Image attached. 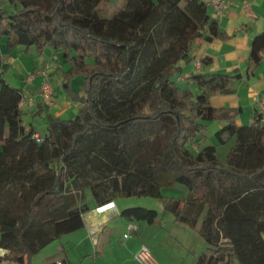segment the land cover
<instances>
[{
	"label": "trees",
	"instance_id": "trees-1",
	"mask_svg": "<svg viewBox=\"0 0 264 264\" xmlns=\"http://www.w3.org/2000/svg\"><path fill=\"white\" fill-rule=\"evenodd\" d=\"M102 2L0 0V42L7 38L9 51L63 52L71 64L64 86L79 103L73 118L48 113V130L37 136L23 121L24 90L7 81L0 61V248L7 251L0 264H32L83 228L89 194L96 206L160 198L176 222L204 238L194 264H264V123L239 124V108L211 104L232 91L230 73L193 72L188 83L197 91L177 82L196 39L229 37L209 3L127 0L104 15ZM263 51L264 31L252 42L249 68ZM79 76L81 91L71 87ZM215 120L226 121L218 141L235 140L226 162L215 144L203 143ZM177 183L188 196L163 197L162 187ZM121 215L155 223L159 211L136 206Z\"/></svg>",
	"mask_w": 264,
	"mask_h": 264
},
{
	"label": "crops",
	"instance_id": "crops-1",
	"mask_svg": "<svg viewBox=\"0 0 264 264\" xmlns=\"http://www.w3.org/2000/svg\"><path fill=\"white\" fill-rule=\"evenodd\" d=\"M113 1L114 0H108L109 3H112L114 5ZM206 1L209 2V0ZM226 1L227 3L224 8L223 14H217L215 9L210 4L209 12L213 17L219 20L221 27L225 30L229 37L227 39L217 38L211 42L203 40L201 38L196 39L191 52L193 60L191 63L185 65L184 74L179 76L178 78H182L183 80H186L188 82V77L193 72L199 71L227 72L231 75H234L232 91L227 94L213 95L210 98V102L215 107L239 108L240 112L236 118V122L241 124L244 120H248L247 124H250L252 123L254 117L260 111L261 102H264V51L262 52V59L259 64L252 69L249 68V56L251 52L252 42L259 33L264 31V0ZM3 39H5V37ZM2 40L0 42V61L2 63V68L6 70L5 77L8 81V78L6 76L7 69L9 68L8 65H10V63H14L16 68L18 65L16 58H14V49H11L10 51L6 49L5 46H3L4 43H2ZM206 56L212 58V63L209 65L202 64L200 68L197 67L196 63ZM57 71L58 68H54L51 73H55ZM32 72H34V70ZM78 78H80L82 81L81 76H79ZM41 80L42 77H37L34 81H32V84L28 86L14 85L16 87L23 88L24 93L27 92L34 97L33 103H22L23 112L24 109L28 110L29 117H32L33 120L38 114H42L39 112L40 109L44 111L47 105H53V101L51 103H47L39 94L38 87ZM55 114L61 116L60 113ZM211 122L218 123L216 129L221 128L226 123V121L219 120ZM30 123H32V125L35 127L33 122ZM35 129L37 131V134L41 135L36 127ZM115 205L116 208L105 212L90 211L88 218H85V226L83 228L65 234L68 236L72 235L73 237L71 240L67 239V241L64 242L65 235H63V237L59 241H55L51 245L44 248L37 256L34 257L33 261H37L38 263L42 262V264H48L54 260H57L56 258L62 257L67 258L71 262V264H84V262H86L85 259L81 260L80 256L79 260H72L71 254L74 252L75 247L77 246L79 241L81 242L85 238L88 240L89 238H92L93 235H96L101 240L106 239L103 240V243L105 241V252H103V255L100 256L101 259L99 264L105 263L104 258L110 255L109 252H115V249L117 248L114 244L116 242L114 236L115 227H112V223L116 220L117 217H124V219L122 218L121 220L117 221L119 222L118 226H125L123 227L125 228V230L127 228V231H124L123 236L128 232L129 224L136 225L137 229L139 230L141 228L145 229V222H147L145 220H137L134 218L122 216L121 212L124 207H120L117 200H115ZM168 219L172 220L174 223H178L174 220L173 216L172 218L169 216ZM98 223H101V227L95 228ZM148 224L153 225L154 223ZM85 228L88 230L87 234H79L80 231ZM136 235L137 231L132 232V235L130 237ZM140 246L138 247V249L140 248ZM90 249L87 251L86 255H91ZM138 249L135 251V253L138 251ZM124 263L140 264L134 259V255L131 258H122L121 256L115 264Z\"/></svg>",
	"mask_w": 264,
	"mask_h": 264
},
{
	"label": "rangeland",
	"instance_id": "rangeland-1",
	"mask_svg": "<svg viewBox=\"0 0 264 264\" xmlns=\"http://www.w3.org/2000/svg\"><path fill=\"white\" fill-rule=\"evenodd\" d=\"M113 3L114 5L109 3L108 0H103V2L99 4L98 8L102 14L111 15L114 10L124 8L126 6L127 0H114ZM8 7L10 8L11 6ZM7 42V38L2 40V43H4L3 46H5L6 49L8 48ZM12 48L14 49V58H16L18 66L16 68L14 63H10V65H8L9 68L7 69L6 76L9 83L20 86H28L32 84V82L29 80L31 73H33L32 71L45 66L47 63L50 66L47 68V72L49 73L48 77L55 91L53 105H47V109L45 108L42 114H38L34 120L32 117H29L28 110L24 109V123L28 125L30 122H33L38 131L41 134H44L48 130V113H60L62 118L75 117L79 110V103L73 100L64 86L65 80L68 79L65 77V72L69 70L71 64L64 56L63 52H56L52 49H49L45 54L38 55L34 47H31L28 51H26L23 45ZM54 68H58V71L51 73ZM83 79V77L82 81L78 77L72 79L71 87L77 91H81ZM177 82L185 87L191 86L195 89V91H197V89L191 85V83H188L182 78H177ZM247 123L248 120H244L241 124ZM217 124V122H211L208 124L206 129L207 138L203 143L215 144L217 146L218 158L222 162H226L228 152L235 140L231 139L226 143L219 142L215 136ZM37 136L41 137V135L38 134ZM188 194L189 189L184 184L177 183L172 186L162 187V195L165 198L181 199L187 197ZM87 199L88 203L92 207L90 211L97 212V206L91 199L90 194L88 195ZM116 200L120 207L124 208L141 206L149 209H155L159 211V217L153 225H149L147 222H145V229H137V237L132 236L130 238H125L123 236V233L124 231H127V228L125 230V228H123L125 226H118L119 222L117 221L121 220L122 218L124 219V217H117L112 223V227H115L114 236L116 242L114 244L117 248L115 249L113 247L115 252H109L110 255L104 258L105 263L103 264H115L121 256L122 258L133 257L135 251L140 245H142L141 243L147 245L150 248L156 264H194L198 254H200L206 247L205 240L198 231L184 223H174L172 220L168 219L169 216L172 218L173 215L163 209V201L160 198L154 196H130L119 197ZM90 211L84 213L85 218H88ZM99 227H101V223H98L97 226H95V228ZM87 232L88 230L85 228L81 230L79 234L86 235ZM72 237V235H65L64 242H66L67 239L71 240ZM103 240H101L96 235H93L92 238H89L88 240L85 238L83 241H79L74 252L71 254V259L79 260V257L81 256V260L85 259L86 261L84 264H99L101 259L100 256L103 255V252H105V241L103 243ZM89 249L91 251V255L88 254V256L86 253ZM6 252L7 251L1 250L0 248V256H3ZM56 259L60 264L63 258L58 257ZM32 264H42V262L38 263L37 261H33Z\"/></svg>",
	"mask_w": 264,
	"mask_h": 264
},
{
	"label": "built area",
	"instance_id": "built-area-1",
	"mask_svg": "<svg viewBox=\"0 0 264 264\" xmlns=\"http://www.w3.org/2000/svg\"><path fill=\"white\" fill-rule=\"evenodd\" d=\"M208 3L215 9L217 14H223L227 1L226 0H209ZM196 65L197 67L200 68L202 64L200 61H198ZM49 67H50L49 64H47L46 66H42L41 68L31 73L30 75L31 77L29 78V80L32 82L37 77H42L38 90L43 100L47 103H51L54 97V88L48 77L49 73L47 72V68ZM25 102L33 103L34 97L31 96L29 93L25 92L23 95L22 103H25ZM258 119L260 122L264 123V102H261L260 111L254 117L252 122H257ZM108 206H111L110 209L116 208L115 201H110L106 204L97 206L96 211L102 212L103 209ZM136 230H137L136 225L129 224L128 232L124 234V237L125 238L130 237L132 235V232H135ZM134 259L140 264H156L150 248L145 244H142L140 248L138 249V251L134 254Z\"/></svg>",
	"mask_w": 264,
	"mask_h": 264
},
{
	"label": "bare ground",
	"instance_id": "bare-ground-1",
	"mask_svg": "<svg viewBox=\"0 0 264 264\" xmlns=\"http://www.w3.org/2000/svg\"><path fill=\"white\" fill-rule=\"evenodd\" d=\"M112 206H113V205H112ZM110 207H111V206H108V207L104 208L102 212H105V211L111 210ZM97 212H99V211H97Z\"/></svg>",
	"mask_w": 264,
	"mask_h": 264
},
{
	"label": "water",
	"instance_id": "water-1",
	"mask_svg": "<svg viewBox=\"0 0 264 264\" xmlns=\"http://www.w3.org/2000/svg\"><path fill=\"white\" fill-rule=\"evenodd\" d=\"M1 250H4V249H1Z\"/></svg>",
	"mask_w": 264,
	"mask_h": 264
}]
</instances>
